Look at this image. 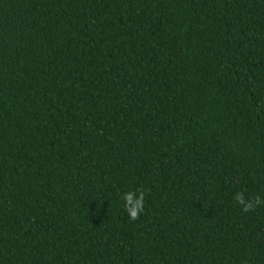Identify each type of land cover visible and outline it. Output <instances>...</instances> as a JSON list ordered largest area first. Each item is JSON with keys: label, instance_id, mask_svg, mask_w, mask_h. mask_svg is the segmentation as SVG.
Returning <instances> with one entry per match:
<instances>
[{"label": "trees", "instance_id": "16d2710c", "mask_svg": "<svg viewBox=\"0 0 264 264\" xmlns=\"http://www.w3.org/2000/svg\"><path fill=\"white\" fill-rule=\"evenodd\" d=\"M238 191L264 198V0H0V264H264Z\"/></svg>", "mask_w": 264, "mask_h": 264}, {"label": "clouds", "instance_id": "9594fccd", "mask_svg": "<svg viewBox=\"0 0 264 264\" xmlns=\"http://www.w3.org/2000/svg\"><path fill=\"white\" fill-rule=\"evenodd\" d=\"M144 195L141 189L129 190L122 195L121 199L124 201V209L129 219L137 220L140 213L144 210ZM233 199L241 206L243 212H249L258 206L264 205V198H261L259 195L254 198H245L241 191H238Z\"/></svg>", "mask_w": 264, "mask_h": 264}]
</instances>
